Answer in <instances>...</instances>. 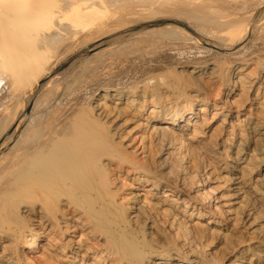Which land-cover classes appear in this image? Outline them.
Listing matches in <instances>:
<instances>
[{
    "label": "bare ground",
    "instance_id": "6f19581e",
    "mask_svg": "<svg viewBox=\"0 0 264 264\" xmlns=\"http://www.w3.org/2000/svg\"><path fill=\"white\" fill-rule=\"evenodd\" d=\"M261 8L264 0H0V247L10 243L0 264H36L44 235L53 257L63 242L66 264H226L213 248L235 245L229 219L248 229L230 264H264V34L257 52L151 75L99 94L89 110L32 97L80 46L118 30L183 17L236 50ZM144 35L156 37L154 49L194 41L211 53L181 26ZM137 132L143 162L130 150ZM117 164L130 169L127 186L112 187ZM16 218L27 224L12 226Z\"/></svg>",
    "mask_w": 264,
    "mask_h": 264
},
{
    "label": "rangeland",
    "instance_id": "374dc122",
    "mask_svg": "<svg viewBox=\"0 0 264 264\" xmlns=\"http://www.w3.org/2000/svg\"><path fill=\"white\" fill-rule=\"evenodd\" d=\"M157 17L147 22H142L141 24L139 23L140 25L137 24V26L135 25L132 29L128 31L118 30L113 35H109L108 37L103 38L101 41L95 43L92 46H88V45H86V47L85 45L80 46L74 52L73 55L65 59L66 61L64 60L63 61L64 63L62 62L61 66L57 69V71L53 72V74L51 75H48V77L40 84V86L36 88L32 96L34 98V103L36 102V100L45 101L54 98L52 100L53 103L51 102V104H49L48 106L49 108L58 106V102L60 103L61 101H63L61 102L63 104L60 105L61 108L64 107L69 108L71 103H73L71 105V108H74L72 109V111L77 110L78 112H80L83 111L85 108L86 110H89L88 107L95 99V97H97L99 94L105 91L108 92L127 91L132 89L135 86V84L146 79L147 77L151 75L165 73L169 69H173L175 67L179 68L181 66H187V65H205V64L220 62L219 61L220 58L221 60H223L222 58H224L226 54H235L238 52L245 53L247 49H249V52H253V51L257 52L262 47L261 42L260 40L258 41V39H260V37H262L264 34V8L258 10L255 29L253 33L250 35L247 42L244 44L245 46L243 45L239 49L229 50V51H227L228 49L223 44H220L219 42L213 40L212 38H209L210 36L199 30L195 25H193V23L192 24L191 22L189 23V21L186 18H184L185 19L184 20L183 17L180 18L176 17L175 18L176 21H174L169 16H157ZM168 25H177L188 29L194 38L200 40L201 42L203 41L202 42L203 47L209 49L211 53H203L201 52L203 50H198V48L196 49V45H193L194 41L190 43L182 42V43L174 44L176 45L175 47L174 45L172 46V44L171 46L170 44H168L169 47L165 48L164 46L161 48L154 49L153 45L156 42L155 41L156 37L154 38L151 36H145L144 35L145 31L146 32L154 31L160 29V27L165 28ZM137 31H139L138 32L139 34L137 33ZM125 45L126 47H124ZM102 51L104 53H102L101 56H97ZM52 79L54 80L52 82L51 88H47L46 90V87H44L43 85L46 86L47 83H49V81H51ZM71 86H73L74 89ZM43 87L45 88V91ZM74 90H78V91H74ZM70 91L72 93H70ZM213 91L214 93L211 97V101L212 100L215 101L219 99L217 96L219 87L217 86L213 87ZM74 92L75 93L77 92L78 94L76 93L77 95H75ZM68 94H69V99L67 98ZM44 95L47 97V99H45L46 97ZM72 99H76V100L70 103L69 101ZM74 104L75 107L73 106ZM261 112L262 114L264 113V111ZM31 117L32 114L30 111L28 120L24 125V127H26L28 122L31 120ZM14 132H15V128L14 130L11 131V134H13ZM20 133L21 131L19 132V134ZM141 135L142 132H137L133 142L131 141L129 145H130V150L133 152V154L135 153V156H137V158L141 162H143V155H142L143 150L141 144L142 139L140 137ZM218 147L219 146L214 147L215 151L218 152V150H221L220 153L221 154L224 153L223 155H225L226 151L223 150V148H218ZM8 150L9 148L5 149L2 152V154L6 153ZM111 170L112 171H109V178H111L112 180V187H114L115 185L127 186L129 184V182L126 181V179L124 178L125 175H127L128 173L131 175L129 168L121 167L120 165L117 164V165H113ZM210 172L212 171L210 170ZM117 173H119L118 175L119 177L116 176ZM12 222H13L12 226L14 227H16L17 224H21V223L27 224L26 221L23 220L22 218H16ZM227 227H229L228 231H230L232 234L236 233L233 235L238 236V237L236 236L237 237L236 241L238 240L237 242L240 241L241 243L246 241V239L248 240V229L243 225L236 224L235 221L229 219ZM46 239L47 237H45V235L44 237L41 238L43 244L46 242ZM236 241L234 242L235 245H231L230 249L227 251L226 249H221V248H225L223 247L224 244L222 245L220 244L218 246V244L216 243L217 247L213 248L218 258L220 257L226 260V264H230V262L232 261L230 256L234 252V250L238 248L239 243L236 244L237 243ZM57 242H58V246L61 247L63 245V242L61 240H58ZM210 242L214 243L212 239L210 240ZM8 244H10L9 240L2 243V246L0 247V253H1L0 256H4L3 247L9 246ZM43 244H41L39 249H37L34 253L31 254V257L36 259L37 261L36 264H39V262L40 264H66L70 259L69 254L71 255V253H69L68 250H64L62 247L61 248L59 247L58 249L59 253H57L56 257H53V255H51L52 252L50 253L48 249L44 248ZM20 262L21 264H27V263L29 264V260L27 258L20 260ZM88 262L89 261L85 263L88 264Z\"/></svg>",
    "mask_w": 264,
    "mask_h": 264
}]
</instances>
